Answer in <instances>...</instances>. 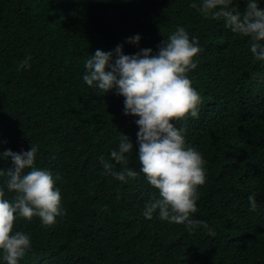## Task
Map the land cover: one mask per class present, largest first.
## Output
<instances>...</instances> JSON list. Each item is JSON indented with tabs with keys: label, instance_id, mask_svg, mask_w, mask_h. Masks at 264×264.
Segmentation results:
<instances>
[{
	"label": "trees",
	"instance_id": "obj_1",
	"mask_svg": "<svg viewBox=\"0 0 264 264\" xmlns=\"http://www.w3.org/2000/svg\"><path fill=\"white\" fill-rule=\"evenodd\" d=\"M190 4L0 0V151L37 145L36 166L59 176L65 210L51 225L35 215L14 221V230L32 238L20 264H264V65L253 61L247 37ZM234 7L242 12L244 0ZM177 25L202 48L187 73L202 97L199 117L177 126L207 161L193 216L214 236L203 226L190 232L155 214L144 217L159 192L143 173L127 182L103 174L101 155L117 170L138 171L135 148L124 165L109 155L123 134L136 144L138 117L122 111V95L89 89L82 80L84 61L96 49L155 51ZM136 33L138 45L125 42ZM29 56L31 66L20 67Z\"/></svg>",
	"mask_w": 264,
	"mask_h": 264
},
{
	"label": "clouds",
	"instance_id": "obj_2",
	"mask_svg": "<svg viewBox=\"0 0 264 264\" xmlns=\"http://www.w3.org/2000/svg\"><path fill=\"white\" fill-rule=\"evenodd\" d=\"M262 0H244L241 12L234 0H191L190 6L202 16L221 17L232 33L248 38L253 61L264 65V6ZM141 35L126 37L125 42L137 44ZM202 51L198 37L190 36L185 27L177 25L154 51L141 47L125 54L123 44L104 51L96 49L84 61L82 80L89 89L100 93L114 90L122 95L125 114L138 118L136 144L126 134L119 137L109 155L114 161L128 163L133 148L139 161L138 171L131 167H112L103 155L99 157L104 175L127 182L140 173L159 192V197L145 204L143 216L183 224L190 232L203 226L210 235L214 231L197 212L198 186L205 183L207 161L198 149L189 145L183 126L177 121L199 117L202 97L192 86L187 73L196 67L194 56ZM25 57L20 67L31 65ZM38 146L30 143L27 150L0 151V264H20L32 247L31 234L14 230V221L38 216L41 223L51 225L63 216L61 189L56 185L58 175L49 168L36 166ZM11 161L10 164L7 162ZM6 194H11L9 198ZM256 193H249L250 210L258 208Z\"/></svg>",
	"mask_w": 264,
	"mask_h": 264
}]
</instances>
